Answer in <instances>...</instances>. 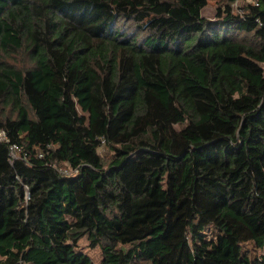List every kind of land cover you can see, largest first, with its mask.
Instances as JSON below:
<instances>
[{"label": "trees", "instance_id": "1", "mask_svg": "<svg viewBox=\"0 0 264 264\" xmlns=\"http://www.w3.org/2000/svg\"><path fill=\"white\" fill-rule=\"evenodd\" d=\"M237 1L0 0V264H264V0Z\"/></svg>", "mask_w": 264, "mask_h": 264}, {"label": "rangeland", "instance_id": "2", "mask_svg": "<svg viewBox=\"0 0 264 264\" xmlns=\"http://www.w3.org/2000/svg\"><path fill=\"white\" fill-rule=\"evenodd\" d=\"M208 1V5L202 10V15L207 18V19H215L218 9L221 5L224 4L225 0H207ZM245 4L242 3H237L235 2V4L233 5L234 9L237 11L238 8L242 7ZM89 241L86 238H82L79 241V247L81 250H83L84 252H86L87 254H89L91 256V258L94 260V262L99 263L102 259V250L100 247H96V248H92L89 245ZM246 248H249L252 250V246L251 245H247ZM259 254H264V248L258 251ZM2 260V258L0 257V261Z\"/></svg>", "mask_w": 264, "mask_h": 264}, {"label": "built area", "instance_id": "3", "mask_svg": "<svg viewBox=\"0 0 264 264\" xmlns=\"http://www.w3.org/2000/svg\"><path fill=\"white\" fill-rule=\"evenodd\" d=\"M237 3H242V4L252 3V4H255V5H258L257 0H238ZM1 138L2 139L6 138L4 133H2ZM11 150H12V156L16 157L18 155V152H19V146L17 144H14L11 147ZM61 173L66 175V176H70V175H73V174H78L79 171H78V169H75V170H66L65 169V170H62Z\"/></svg>", "mask_w": 264, "mask_h": 264}]
</instances>
